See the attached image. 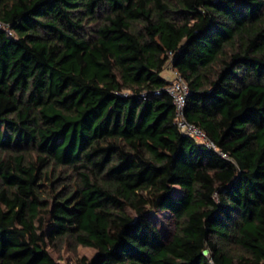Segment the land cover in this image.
Instances as JSON below:
<instances>
[{
	"label": "trees",
	"instance_id": "1",
	"mask_svg": "<svg viewBox=\"0 0 264 264\" xmlns=\"http://www.w3.org/2000/svg\"><path fill=\"white\" fill-rule=\"evenodd\" d=\"M167 65L226 156L179 128ZM64 245L264 264V0H0V264Z\"/></svg>",
	"mask_w": 264,
	"mask_h": 264
},
{
	"label": "built area",
	"instance_id": "2",
	"mask_svg": "<svg viewBox=\"0 0 264 264\" xmlns=\"http://www.w3.org/2000/svg\"><path fill=\"white\" fill-rule=\"evenodd\" d=\"M170 73L171 76H166L168 80L166 90L172 95L174 104L176 105V122L179 128L183 132L195 137L198 141L203 142L208 146L215 148L216 150H219L215 142L209 138L208 134L203 129L186 120L184 111L187 102V96L189 94L188 83L173 67H170ZM219 151L224 156L227 155L223 151Z\"/></svg>",
	"mask_w": 264,
	"mask_h": 264
},
{
	"label": "rangeland",
	"instance_id": "3",
	"mask_svg": "<svg viewBox=\"0 0 264 264\" xmlns=\"http://www.w3.org/2000/svg\"><path fill=\"white\" fill-rule=\"evenodd\" d=\"M163 74L165 76H171L170 66L167 65ZM177 189V193H179L180 189L178 186ZM128 211L135 216V213L131 209ZM150 217L160 228L166 239L172 237L175 230V217L170 210L152 211ZM49 250L58 261L64 264H77L80 257L86 255L92 258L97 254L95 248L88 246H79L76 251L71 249L68 245L61 246V249L50 246Z\"/></svg>",
	"mask_w": 264,
	"mask_h": 264
}]
</instances>
